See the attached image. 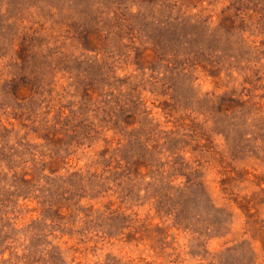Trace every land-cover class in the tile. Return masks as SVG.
<instances>
[{
  "label": "rangeland",
  "instance_id": "374dc122",
  "mask_svg": "<svg viewBox=\"0 0 264 264\" xmlns=\"http://www.w3.org/2000/svg\"><path fill=\"white\" fill-rule=\"evenodd\" d=\"M0 264H264V0H0Z\"/></svg>",
  "mask_w": 264,
  "mask_h": 264
}]
</instances>
